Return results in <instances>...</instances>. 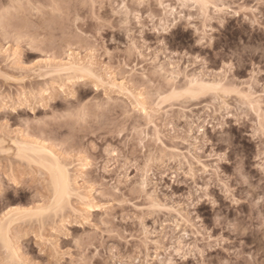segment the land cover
<instances>
[{
  "label": "rangeland",
  "instance_id": "1",
  "mask_svg": "<svg viewBox=\"0 0 264 264\" xmlns=\"http://www.w3.org/2000/svg\"><path fill=\"white\" fill-rule=\"evenodd\" d=\"M262 203L264 0H0V264H264Z\"/></svg>",
  "mask_w": 264,
  "mask_h": 264
},
{
  "label": "bare ground",
  "instance_id": "2",
  "mask_svg": "<svg viewBox=\"0 0 264 264\" xmlns=\"http://www.w3.org/2000/svg\"><path fill=\"white\" fill-rule=\"evenodd\" d=\"M204 4H207V2H203ZM73 63V62H72ZM71 64V63H70ZM76 64V63H75ZM162 68V67H161ZM219 83V82H218ZM191 85H193V88H203L206 86V84H204L203 82H200L198 79H193L190 83ZM217 84V83H216ZM208 85V84H207ZM210 86V85H208ZM207 87V86H206ZM197 88V89H198ZM196 89H191V91H195ZM189 91V90H188ZM253 98V97H252ZM251 99V98H250ZM252 101V99L250 100ZM255 101V99L253 100ZM259 101V100H258ZM256 102V101H255ZM259 104V103H258ZM256 106V105H255ZM254 106V107H255ZM258 106V105H257ZM256 108V107H255ZM28 142V141H27ZM21 143V142H20ZM19 143V144H20ZM37 143V142H36ZM18 144V145H19ZM23 144V143H22ZM39 144V143H37ZM21 146V144L19 145ZM28 146V145H27ZM22 147V146H21ZM25 148V147H24ZM28 148V147H27ZM30 150L36 152L41 151L39 148L36 147H30ZM49 157H46L48 159L43 158L47 163L46 167L49 170L50 174H51V182H52V186L54 189V193H55V201L56 203H60L65 197H67L70 193V187L73 185L71 183L70 180V175H69V170L68 167H66L64 164H62L63 162L59 160V158L57 156H55V153L52 152H48ZM40 154V153H39ZM44 161V162H45ZM45 166V165H44ZM58 185L60 186L59 191H58ZM71 195V194H70ZM9 220V219H8ZM10 223V222H9ZM13 223V222H12ZM4 225V224H3ZM6 225V224H5ZM2 226L0 227V233L2 236H4V239H7V232L9 231V225L7 224L6 226ZM1 239V238H0ZM4 240L5 242L8 243V239Z\"/></svg>",
  "mask_w": 264,
  "mask_h": 264
},
{
  "label": "snow or ice",
  "instance_id": "3",
  "mask_svg": "<svg viewBox=\"0 0 264 264\" xmlns=\"http://www.w3.org/2000/svg\"><path fill=\"white\" fill-rule=\"evenodd\" d=\"M11 7V6H10ZM245 183H247V181H244ZM60 186L58 185V191H59ZM209 202L212 203L213 205H215V201H213L211 199V196L208 197ZM260 229L261 232L264 233V203H262L261 205V216H260ZM241 228H244L245 231L247 230V226L246 225H241L240 223H236L234 225H229V230H235V231H240ZM177 255H180V253H177ZM221 264H227V262L222 261ZM250 264H259V262L257 261H251Z\"/></svg>",
  "mask_w": 264,
  "mask_h": 264
}]
</instances>
